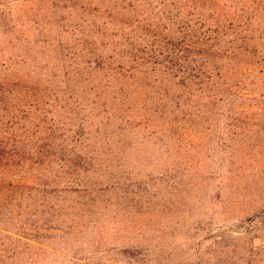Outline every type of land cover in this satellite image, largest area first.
<instances>
[{"label": "rangeland", "instance_id": "1", "mask_svg": "<svg viewBox=\"0 0 264 264\" xmlns=\"http://www.w3.org/2000/svg\"><path fill=\"white\" fill-rule=\"evenodd\" d=\"M0 264H264V0H0Z\"/></svg>", "mask_w": 264, "mask_h": 264}, {"label": "trees", "instance_id": "2", "mask_svg": "<svg viewBox=\"0 0 264 264\" xmlns=\"http://www.w3.org/2000/svg\"><path fill=\"white\" fill-rule=\"evenodd\" d=\"M199 38V37H198ZM200 40V39H199ZM228 89H230V87L228 88Z\"/></svg>", "mask_w": 264, "mask_h": 264}]
</instances>
